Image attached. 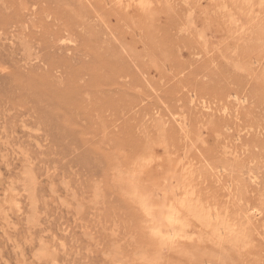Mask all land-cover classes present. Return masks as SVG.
<instances>
[{"label": "rangeland", "instance_id": "rangeland-1", "mask_svg": "<svg viewBox=\"0 0 264 264\" xmlns=\"http://www.w3.org/2000/svg\"><path fill=\"white\" fill-rule=\"evenodd\" d=\"M149 2L0 0V264H264V0ZM153 155L194 185L165 240L111 182Z\"/></svg>", "mask_w": 264, "mask_h": 264}, {"label": "bare ground", "instance_id": "bare-ground-1", "mask_svg": "<svg viewBox=\"0 0 264 264\" xmlns=\"http://www.w3.org/2000/svg\"><path fill=\"white\" fill-rule=\"evenodd\" d=\"M112 1V0H111ZM117 2V1H116ZM120 6V5H119ZM139 10V9H138ZM143 11V10H142ZM145 13V12H144ZM192 19V18H191ZM191 22V21H189ZM193 24V23H192ZM203 47V46H202ZM234 96V95H233ZM235 97V96H234ZM237 98V97H236ZM238 99V98H237ZM236 99V101H237ZM239 100V99H238ZM221 101V100H220ZM243 102L242 100L239 101ZM99 120V119H98ZM103 125V123H102ZM124 133V132H123ZM129 140V139H128ZM115 147H113L112 149L114 150ZM118 148V147H117ZM121 149V148H120ZM110 150V149H109ZM118 149H115V153L112 152L115 156V154L117 153ZM119 151V150H118ZM120 152V151H119ZM118 152V153H119ZM151 154V153H150ZM118 155V154H117ZM148 155V154H147ZM121 156V155H119ZM145 156V155H144ZM154 156V155H153ZM157 156V155H156ZM122 157V156H121ZM114 158V157H113ZM141 158V157H140ZM140 158H138L139 161V165L136 168H132L131 167V171H124V170H119L117 168H115L113 170V172H115V175L113 177H111V182L114 185V187H116L119 191H121L124 194H127L129 196H134L136 189H133L128 181V177L131 173H136V183L138 186V189L140 191L141 194H147L150 195L153 203L155 205L156 211L154 213L153 216L149 217V216H145L146 219L144 221V223L142 224L145 228V230L149 231V233L152 234L151 230L153 228L158 229L159 232L161 233L160 240L162 239H166L169 237V235H176L179 230L185 226L191 223V221L185 217L180 218L178 217V209L180 207V201L184 199V197L186 196V194L193 192L194 189V185L191 183L190 181V177H189V172H187V165H185L184 162L180 161L178 158H176L175 156L173 157H155L151 158L149 160H139ZM148 157H145V159ZM206 160V159H205ZM207 166V165H206ZM121 167V166H119ZM189 168V167H188ZM257 169V168H256ZM217 172V171H216ZM213 174V173H212ZM255 182V181H254ZM227 189L231 188L232 185L231 183H227ZM33 187V186H32ZM219 187V186H218ZM226 187V186H225ZM120 192V193H121ZM121 193V194H122ZM123 194V195H124ZM126 196V195H125ZM256 201V200H255ZM189 202V201H188ZM206 202V201H205ZM12 203L14 204V206H16V208L19 210L20 209V205L18 203V201L16 199H13ZM200 203V201H199ZM197 203V205L199 204ZM183 206V205H181ZM217 206V205H216ZM215 206V207H216ZM198 207H201V211L198 210L196 211L197 215H198V219L195 222H192L193 224H206L207 223V218L206 216L208 214H210V216L213 214L214 216L219 215L220 213L217 212L218 210L215 208H213L212 205H209L208 207L202 206L201 203L198 205ZM184 209V208H182ZM181 209V210H182ZM247 209V208H246ZM190 210V209H188ZM217 210V211H216ZM183 211V210H182ZM182 213V212H181ZM195 214V213H194ZM223 214V213H222ZM169 215H172L174 217V222L173 223H169L167 217ZM186 215V214H185ZM238 215V214H237ZM246 217L248 218V221L250 222L251 218H258L261 220V224L264 225V215L262 212V208L260 206H256V205H251V207L247 210V213L245 214ZM181 216V215H180ZM183 216V215H182ZM209 216V215H208ZM240 216V215H239ZM238 216V217H239ZM213 217V216H211ZM221 217V218H220ZM219 219H222V216L220 214ZM216 219V218H215ZM224 219H226L224 217ZM142 220V219H141ZM223 220V219H222ZM213 221V220H212ZM212 221H209L211 223H213ZM224 221V220H223ZM233 221V220H232ZM143 222V221H142ZM208 222V223H209ZM218 222V221H217ZM216 222V223H217ZM234 222V221H233ZM248 222V224H249ZM141 223V222H140ZM207 223V225H208ZM225 223V221H224ZM257 223V222H256ZM205 225V226H207ZM211 225V224H210ZM213 225V224H212ZM204 225L202 227H205ZM214 226V228H213ZM212 227H209L213 229L214 234L216 235L215 232H218V230L220 229L218 227L215 228V225H213ZM225 226V224H224ZM187 227V226H186ZM143 228V230H144ZM225 231L227 230V227H225ZM230 227H228L229 229ZM223 229V228H222ZM240 229V228H239ZM208 230V229H207ZM208 230V231H209ZM148 231L146 233H148ZM181 231V230H180ZM212 231V230H211ZM209 231L211 233V235L213 236L212 232ZM228 231V230H227ZM145 232V231H144ZM208 232V233H209ZM207 233V232H206ZM226 233V232H225ZM218 234V233H217ZM142 235V234H141ZM145 235V233L143 234ZM150 235V234H149ZM214 235V236H215ZM151 236V235H150ZM213 236V237H214ZM217 236V235H216ZM247 236V235H246ZM146 237V236H145ZM212 237V238H213ZM241 237V236H239ZM239 237H233L236 240L233 241L234 242H238V240L240 241V251H243L246 253L247 248L249 247L248 242L246 241V239H240ZM140 238V237H139ZM157 238V237H155ZM232 238V236H231ZM248 238V236H247ZM147 240V239H146ZM157 240V239H156ZM152 241V240H151ZM148 242V241H147ZM160 242V241H159ZM162 242V241H161ZM166 245V244H165ZM238 248L239 245L237 244ZM115 247V246H114ZM139 248V246H138ZM167 250V249H166ZM231 250V249H230ZM163 251V250H162ZM237 251V250H236ZM261 251V250H260ZM259 251V252H260ZM232 252V251H231ZM238 252V251H237ZM157 253V251H156ZM166 253V252H165ZM234 253V252H233ZM241 253V252H240ZM263 253V251H262ZM120 251L118 249L115 250L114 252V256L116 258H118L120 260L121 255H120ZM230 256L234 258L239 257L240 255L236 254L233 256L231 255L232 253H228ZM111 256V255H110ZM228 256V255H227ZM230 256L227 257V259H230ZM243 256V254L241 255ZM256 256V255H255ZM254 256V259H255ZM261 256V255H260ZM262 257V256H261ZM261 257H256L257 258H261ZM130 258V257H129ZM225 258V257H224ZM264 258V257H263ZM131 259V258H130ZM232 259V260H233ZM251 259V258H250ZM235 260V259H234ZM260 259H258L257 263H259ZM263 261V259H261ZM131 261V262H130ZM129 262L127 261V264H135V261L139 262V264H144L145 261H152L154 262V264H157L154 260V257L152 255H150V252L148 254V251H144L141 250L139 251L136 256L134 257L133 260H130ZM230 261V260H229ZM236 261V260H235ZM244 261V260H243ZM121 262V261H120ZM136 262V263H137ZM225 263H229L228 261H226ZM237 263V262H235ZM161 264V263H160ZM244 264V263H243ZM248 264V263H247ZM262 264V262L260 263Z\"/></svg>", "mask_w": 264, "mask_h": 264}, {"label": "snow or ice", "instance_id": "snow-or-ice-1", "mask_svg": "<svg viewBox=\"0 0 264 264\" xmlns=\"http://www.w3.org/2000/svg\"><path fill=\"white\" fill-rule=\"evenodd\" d=\"M136 6L140 9H144V10H148V9H151L153 7V5L149 2V0H139V3ZM130 162H131L132 168H136L139 165L138 160H132ZM128 181H129L130 186L133 189H136V192H135L132 199H133V203L137 207V210L140 211L141 213H143V215H145V216H149V217L153 216L155 211H156L155 205H154L153 200H152L150 195L140 193L138 186H137V183H136V173H134V172L131 173L128 177ZM167 219H168L169 223L174 222V217L172 215H169L167 217ZM151 232H152V235L155 237H160V235H161L159 230L155 229V228H153L151 230ZM144 264H154V262L145 261Z\"/></svg>", "mask_w": 264, "mask_h": 264}]
</instances>
